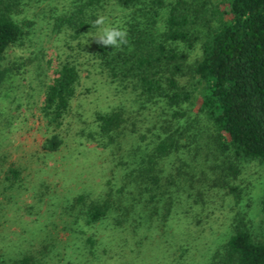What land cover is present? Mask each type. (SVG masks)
I'll use <instances>...</instances> for the list:
<instances>
[{
	"label": "rangeland",
	"instance_id": "obj_1",
	"mask_svg": "<svg viewBox=\"0 0 264 264\" xmlns=\"http://www.w3.org/2000/svg\"><path fill=\"white\" fill-rule=\"evenodd\" d=\"M68 2L21 0L10 11L24 33L6 48L2 60L4 65L13 63L16 70L0 85V263L27 252L39 264H211L236 219L244 222L252 239H259L264 227L260 211L264 164L255 158L236 157L230 150L218 152L212 126L197 109L200 87L191 68L208 26L214 23L206 7L218 0H192L191 45L175 44L185 55L177 82L189 98L175 107L160 99L140 106L132 94L114 92L103 75L87 76L98 30L85 32L76 46L70 30L56 28L53 17ZM3 5L0 0V9ZM105 8L107 19L121 12L112 2ZM67 53L77 54L80 84L58 128L62 143L48 152L40 144L51 127L39 103L53 69ZM116 104L129 116L127 126L133 120L137 131L147 136L159 124H191L180 136V149L160 159L164 176L181 171L191 177V185L183 190L170 184L163 194L138 204L126 193L129 185L122 186L124 196L117 191L122 184L118 161L127 158L134 135L125 128L119 144L109 148L94 146L87 136L95 128L93 111ZM173 109L180 114L173 117ZM8 166L19 169L18 177H6ZM77 193H85L87 201L108 198L126 207L129 217L114 225L111 209L102 221L83 225L74 217L77 205H68ZM147 195L145 191L141 198ZM132 216L140 220L134 227ZM90 233L97 241L95 255L85 250V236Z\"/></svg>",
	"mask_w": 264,
	"mask_h": 264
},
{
	"label": "trees",
	"instance_id": "obj_2",
	"mask_svg": "<svg viewBox=\"0 0 264 264\" xmlns=\"http://www.w3.org/2000/svg\"><path fill=\"white\" fill-rule=\"evenodd\" d=\"M20 1L4 0L0 9V85L16 70L13 63L4 65L2 60L6 48L18 42L24 33L10 15L11 9ZM109 2L121 12L108 18L107 22L125 28L128 43L120 49H110L95 39L89 53L87 76L91 73L103 75L113 84L114 92L132 94V99H138L140 106L160 99L168 107H175L187 100L189 92L176 78L185 55L175 44L191 45L192 0H69L68 6L54 15L53 25L70 30V37L76 39V46H79L80 36L95 29L91 22L97 15L106 17L105 4ZM210 5L206 9H210L214 23L208 26L200 54L191 68L200 87L197 109L212 126L218 152L230 150L236 157L255 158L264 164V0H218L217 4ZM78 51L79 48L76 53ZM76 53H67L58 61L42 92L39 111L51 131L40 146L48 152L56 151L62 143L58 128L68 114L80 84ZM178 114L176 109L171 112L173 117ZM128 118L121 105L96 109L93 111L95 128L87 133L94 146L100 148L117 146L125 128L134 135L126 152L127 158L118 161L122 184L117 191L124 196L126 190L122 186L129 185L131 188L126 193H131L138 204L153 200L158 193L163 194L170 184L183 190L191 185V177L183 176L178 168L176 176L170 172L164 176L160 164L162 157L180 149L183 145L180 136L192 127L191 124H159V129L150 130L147 136L137 131L133 120L128 127ZM6 172L7 178H15L19 169L8 166ZM145 191L148 195L142 199ZM85 195L77 193L68 204L71 207L77 205L74 217L75 220L80 218L83 225L102 221L111 209L115 214L114 225L128 219L126 207L116 206L108 198L87 201ZM114 208H120V211L116 213ZM260 211L264 220V187ZM139 222L132 221V226ZM79 229L83 231V228ZM84 242L87 252L98 254L95 252L97 241L91 233L85 236ZM210 263L264 264V227L261 237L252 239L244 222L236 219L222 244V251L214 255ZM0 264L39 262L34 255L25 252Z\"/></svg>",
	"mask_w": 264,
	"mask_h": 264
},
{
	"label": "clouds",
	"instance_id": "obj_3",
	"mask_svg": "<svg viewBox=\"0 0 264 264\" xmlns=\"http://www.w3.org/2000/svg\"><path fill=\"white\" fill-rule=\"evenodd\" d=\"M91 26L98 30L94 38L102 46L110 49H120L128 43L126 29L119 24L112 25L108 23L103 14H98L91 22Z\"/></svg>",
	"mask_w": 264,
	"mask_h": 264
}]
</instances>
